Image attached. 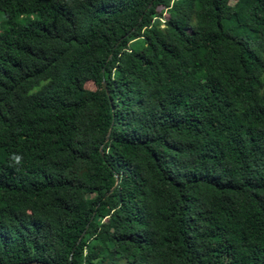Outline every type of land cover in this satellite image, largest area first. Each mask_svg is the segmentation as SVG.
Segmentation results:
<instances>
[{"label": "trees", "instance_id": "16d2710c", "mask_svg": "<svg viewBox=\"0 0 264 264\" xmlns=\"http://www.w3.org/2000/svg\"><path fill=\"white\" fill-rule=\"evenodd\" d=\"M0 264H264V0H0Z\"/></svg>", "mask_w": 264, "mask_h": 264}, {"label": "rangeland", "instance_id": "374dc122", "mask_svg": "<svg viewBox=\"0 0 264 264\" xmlns=\"http://www.w3.org/2000/svg\"><path fill=\"white\" fill-rule=\"evenodd\" d=\"M168 17H169V16L166 14V15H165V18H168ZM86 88H87V89L94 90V89H95V86H94V84H93L92 82H88V83H86ZM94 111H95V112H98V111H99V109H98L97 106L94 107Z\"/></svg>", "mask_w": 264, "mask_h": 264}]
</instances>
